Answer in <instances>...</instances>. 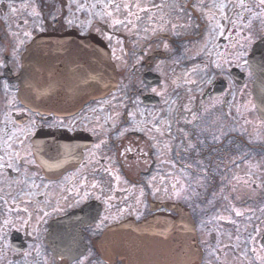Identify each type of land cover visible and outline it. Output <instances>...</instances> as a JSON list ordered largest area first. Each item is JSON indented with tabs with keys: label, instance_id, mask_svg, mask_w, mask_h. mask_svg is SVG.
<instances>
[{
	"label": "flooded vegetation",
	"instance_id": "flooded-vegetation-1",
	"mask_svg": "<svg viewBox=\"0 0 264 264\" xmlns=\"http://www.w3.org/2000/svg\"><path fill=\"white\" fill-rule=\"evenodd\" d=\"M196 1L179 0L180 8L168 1L170 7L155 8L174 21L193 20L196 33L178 38L164 31L139 39L140 34L114 33L98 23L91 0H0V264H130L117 250L105 260L100 239L110 229H134L123 226L130 222L175 217L161 207L166 204L189 211L205 264L207 243L201 241L193 212L198 201H209L211 191L197 189V199L189 195L194 203L186 205L171 191L169 197L156 193L153 198L149 181L174 180L180 171L191 186L198 178L215 190L229 166L256 158L257 147L264 155V146L249 143L235 125L219 134L211 133L206 115L194 124L181 123L183 116L188 120L208 107L224 117L242 102L257 118L249 57L264 34L256 40L260 27L252 11L248 32L253 43L242 49L235 39L236 1L221 3L220 8H228L225 16L221 22L214 16L210 25ZM211 26H218V42L207 34ZM93 38L111 54L119 76L115 92L58 115L36 112L20 100L25 56L31 99L42 90L55 96L57 90L79 86L80 49L86 44L81 40L91 47ZM197 42L200 53L186 54L195 53L191 43ZM115 48L122 52V70ZM192 68L200 69L196 83L171 88L170 95L159 93L172 72ZM120 93V103L113 105ZM66 102L75 104V93ZM184 104L188 114L181 113ZM235 118L232 113L229 120ZM215 238L212 234L210 241Z\"/></svg>",
	"mask_w": 264,
	"mask_h": 264
},
{
	"label": "rangeland",
	"instance_id": "rangeland-1",
	"mask_svg": "<svg viewBox=\"0 0 264 264\" xmlns=\"http://www.w3.org/2000/svg\"><path fill=\"white\" fill-rule=\"evenodd\" d=\"M91 1L95 7V20L102 25L106 23L114 33H136L140 34L139 39L141 37L149 38L164 31H170L174 37L178 38L183 37L186 33H196V30L190 27V24L195 26L193 20L179 18V20L174 21L165 15L161 16V13L155 12L156 7H163L168 1L174 2V4L172 3L174 7L180 8L179 0ZM235 1L238 5V11L235 12L236 21H234V24L239 22L238 25L236 24L238 34L235 35V39L238 40V43L241 42V48L243 49L253 43V37L248 32V27L251 25L248 18H250L252 11L255 13L256 26L260 27V30L255 33L256 40L264 34V5L260 3V0ZM224 2L225 0H197L196 3L199 4L196 8L204 15V20L208 21L210 25L216 20L214 16L218 15L219 22H221L219 17L225 16L223 12L228 8H220V4ZM167 7H170V5L167 4ZM143 16L146 21L141 24L140 18ZM250 19L252 20V18ZM217 28L218 26H211L207 34L211 36V39L215 38L218 42L220 38L219 31L214 33ZM243 34H247V36L243 37ZM204 40H202V47L206 48ZM191 44L195 53L187 51L186 54L189 56L199 54L201 42ZM217 46H219L218 43ZM115 56L117 64L122 70L123 57L120 48H115ZM217 56L214 59L215 63L219 61V55ZM178 71L172 72L167 85L159 90L160 94L170 95L169 89L176 86L183 87L185 83H196L198 81L196 75L200 72V69L192 68L191 71ZM121 96L122 93L113 99V105H117L118 101L120 103ZM181 107H183L182 114L189 113V108L185 104ZM247 107L248 105H244V102H242V106H239V104L231 106L224 117L222 114L215 113L213 108L208 107L201 114L194 115L188 120L183 116L181 123L194 124L195 121H201L206 115L205 118L209 120L208 126L211 133L217 131L219 134H223V132L227 134V131L232 129V125H235L236 130L249 143L264 146V125L260 122L258 116L253 118L250 115L249 111L246 110ZM232 113H236V118L230 121L231 118L229 120V117ZM198 177L202 178L203 176L198 175ZM188 181L189 179H186L184 174L177 171L174 180L159 176L149 181V186L153 198H156V193H161L160 197H163L162 195L169 197L171 191L177 202L186 205L194 203L189 201V195L197 199V189L202 188L204 194H206V191H211L209 201L207 203L198 201L199 203H197L193 212L201 241L207 243L205 249L208 251V259L205 264H264V248L260 245L261 237L264 234V155L261 156L258 152L256 158L241 159L239 162H235V167L229 166L225 170V174L221 176L219 186L215 190H212L213 185L207 184L205 180L195 178L192 181V186ZM143 194L145 198L148 195L146 191ZM237 213H240V215H237ZM196 214L198 219L195 217ZM212 234L216 237L213 242L210 241ZM210 243L213 244L212 247L209 246ZM235 249L238 251L236 256H234ZM218 258L220 259L218 260Z\"/></svg>",
	"mask_w": 264,
	"mask_h": 264
},
{
	"label": "water",
	"instance_id": "water-1",
	"mask_svg": "<svg viewBox=\"0 0 264 264\" xmlns=\"http://www.w3.org/2000/svg\"><path fill=\"white\" fill-rule=\"evenodd\" d=\"M81 41L86 44L85 48L80 49L79 86L68 91L66 88L63 91L57 90L55 96H46L42 90L31 99V93L34 92H31L28 81L29 56H25L19 92L24 104L43 114H66L81 109L92 100L105 99L116 91L119 76L108 48L98 38L91 39V47L89 40ZM249 66L255 77L253 96L257 114L264 123V40L254 47L249 57ZM73 93L76 103L69 104L66 101L69 97L73 99ZM161 206L177 215H160L141 224L130 222L123 225L134 229H122L121 226L120 229L108 230L99 241L103 258H111L109 252L117 250L123 252L130 264H200L203 253L189 211L179 204ZM262 244L264 246V237Z\"/></svg>",
	"mask_w": 264,
	"mask_h": 264
},
{
	"label": "snow or ice",
	"instance_id": "snow-or-ice-1",
	"mask_svg": "<svg viewBox=\"0 0 264 264\" xmlns=\"http://www.w3.org/2000/svg\"><path fill=\"white\" fill-rule=\"evenodd\" d=\"M260 3L262 4V5H264V0H260ZM117 7H119V5H117ZM137 7H139V5H137ZM70 22V21H69ZM237 215H240V213H237Z\"/></svg>",
	"mask_w": 264,
	"mask_h": 264
},
{
	"label": "trees",
	"instance_id": "trees-1",
	"mask_svg": "<svg viewBox=\"0 0 264 264\" xmlns=\"http://www.w3.org/2000/svg\"><path fill=\"white\" fill-rule=\"evenodd\" d=\"M257 148H258V149H257V150H258V152H259V153H261V152H260V148H259V147H257Z\"/></svg>",
	"mask_w": 264,
	"mask_h": 264
}]
</instances>
